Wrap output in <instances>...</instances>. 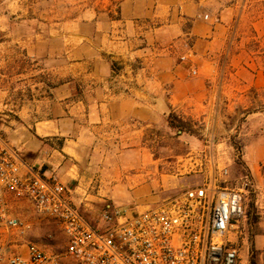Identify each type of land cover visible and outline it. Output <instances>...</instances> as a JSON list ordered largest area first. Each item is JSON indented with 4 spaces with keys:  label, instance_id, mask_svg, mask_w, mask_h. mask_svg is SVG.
<instances>
[{
    "label": "crops",
    "instance_id": "crops-1",
    "mask_svg": "<svg viewBox=\"0 0 264 264\" xmlns=\"http://www.w3.org/2000/svg\"><path fill=\"white\" fill-rule=\"evenodd\" d=\"M50 1L13 0V28L0 10V136L24 173L57 174L101 225L108 206L144 211L190 186L160 174L171 113L205 139L208 178L231 168L236 132L258 217L239 264L254 250L264 264V0Z\"/></svg>",
    "mask_w": 264,
    "mask_h": 264
},
{
    "label": "built area",
    "instance_id": "built-area-1",
    "mask_svg": "<svg viewBox=\"0 0 264 264\" xmlns=\"http://www.w3.org/2000/svg\"><path fill=\"white\" fill-rule=\"evenodd\" d=\"M24 169L0 136V264H239L249 175L232 186L228 167L214 169L201 185L144 211L106 207L98 227L68 198L57 174ZM46 220L63 234L59 252L31 237Z\"/></svg>",
    "mask_w": 264,
    "mask_h": 264
},
{
    "label": "rangeland",
    "instance_id": "rangeland-1",
    "mask_svg": "<svg viewBox=\"0 0 264 264\" xmlns=\"http://www.w3.org/2000/svg\"><path fill=\"white\" fill-rule=\"evenodd\" d=\"M15 1L22 7L23 10L27 11L30 7H34L38 2L43 3L44 0ZM51 1L53 3L54 10H59L62 6L70 4L69 0ZM0 10L5 11V19L11 23V28L14 26L16 27V23L25 18H16V16L12 15L13 0H0ZM186 126L188 129L182 134L181 131L171 130L172 134H168V139L162 143V146L165 147V149L156 155V158L160 159V174L165 176L179 174L175 180H178V188L182 190L184 189L182 186L183 184L187 183L190 185L189 187L201 185L210 178H208L209 168H206L207 160L211 158L210 154L200 150L201 148L203 150V147L206 145L205 139L198 132V129L192 128L190 125H187V123ZM179 136L180 138H178ZM236 137L237 133L235 132L234 135L230 137V144L232 145L233 142L234 144L237 143L240 146H244L243 140ZM236 156H239L241 161L245 163L243 153H240L236 147H234V151H231V153L227 155L226 158L231 160L232 163L230 166L231 168L229 169L230 183L232 186L241 184V179L247 175V171L239 164H236ZM214 171L215 170H213V172ZM254 198L255 194L252 188L248 194L246 218L244 222V233L246 232V236L250 237V240L252 237V230L250 226L255 222L254 217L257 216L253 203ZM36 221H38V219H36ZM91 221V223L99 227V224L95 222V220ZM31 237L42 243V245L47 246V249L51 251L59 252L62 250L63 234L53 221H43L40 226H37L35 233L31 234Z\"/></svg>",
    "mask_w": 264,
    "mask_h": 264
},
{
    "label": "trees",
    "instance_id": "trees-1",
    "mask_svg": "<svg viewBox=\"0 0 264 264\" xmlns=\"http://www.w3.org/2000/svg\"><path fill=\"white\" fill-rule=\"evenodd\" d=\"M167 125L168 127L171 129V130H174V131H181V134L182 133H185L187 131V126H186V123L183 122L181 119H179L175 114L171 113L168 117H167ZM232 145L234 147L237 148L238 151H240V153L242 152L243 150V146H240L238 145L237 143H233L232 142ZM235 162L236 164H239L240 166H242L246 171H247V175H249V172L247 170V167H246V164L244 162L241 161L240 157L239 156H236L235 157ZM258 219V217H254V221L256 222ZM251 261H252V264H256V251L254 250L253 251V254L251 256Z\"/></svg>",
    "mask_w": 264,
    "mask_h": 264
}]
</instances>
